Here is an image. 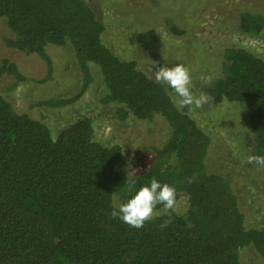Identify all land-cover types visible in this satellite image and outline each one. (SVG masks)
<instances>
[{
  "label": "trees",
  "instance_id": "1",
  "mask_svg": "<svg viewBox=\"0 0 264 264\" xmlns=\"http://www.w3.org/2000/svg\"><path fill=\"white\" fill-rule=\"evenodd\" d=\"M233 21L240 33L264 29L260 12L241 9ZM0 23L11 33L5 46L43 61L45 74L38 81L52 75L47 46L70 44L74 51L79 89L38 105L76 101L91 82L93 64L104 84L101 101L114 103L121 119L159 117L169 130L145 170L128 175L119 169L121 146L95 140L90 117L76 118L52 137L44 122L16 111L0 94V264H242L239 249L245 245L264 258V226H245L231 178L206 167L210 136L174 105L166 85L105 44L107 25L88 0H0ZM3 74L12 76V86L26 79L7 57L0 59ZM205 92L212 104L244 107L252 155H264V59L242 46L224 48L221 74ZM153 176L186 196L185 211L173 213L164 229L166 214L139 229L112 218L132 194L128 180L138 189Z\"/></svg>",
  "mask_w": 264,
  "mask_h": 264
},
{
  "label": "rangeland",
  "instance_id": "2",
  "mask_svg": "<svg viewBox=\"0 0 264 264\" xmlns=\"http://www.w3.org/2000/svg\"><path fill=\"white\" fill-rule=\"evenodd\" d=\"M100 20L106 23L103 41L123 58H133L155 78L159 67L187 66L192 75L194 95L206 94L207 84L221 74L222 51L228 46H242L264 59V29L258 35L240 33L233 24V14L241 9L264 14V0H88ZM171 25L183 28L181 35L171 32ZM11 33L0 23V59L16 63L26 79L12 86V76L0 75V94L16 111L26 112L44 122L52 137L80 116L92 120L94 139L105 146L119 144L122 159L119 169L125 174L139 173L151 163L154 148L161 146L169 130L159 117L151 121L131 115L121 119L114 103H103L104 84L97 67L90 65L92 79L86 91L73 103L62 107L38 105L37 101L68 96L76 92L82 74L70 44L47 46L53 60L50 78L43 61L4 45ZM173 97V90L167 87ZM173 99V98H172ZM185 109L210 136L206 155L209 171L231 178L244 214L245 226H264V166L247 163L252 155L251 133L244 107L238 102L208 100L200 109ZM246 136V137H245ZM116 198V197H115ZM117 204V199L114 200ZM186 196H177V212L185 211ZM242 264H264V258L251 245L239 249Z\"/></svg>",
  "mask_w": 264,
  "mask_h": 264
},
{
  "label": "clouds",
  "instance_id": "3",
  "mask_svg": "<svg viewBox=\"0 0 264 264\" xmlns=\"http://www.w3.org/2000/svg\"><path fill=\"white\" fill-rule=\"evenodd\" d=\"M155 80L173 90V103L178 109H200L208 103L209 97L206 94L194 95L191 71L184 64L159 67L155 71ZM246 162L264 166V155H249ZM194 180L195 176L189 178L188 182ZM128 191L132 194L111 212L112 218H118L129 227L137 229L164 214L167 219L160 224L161 229L173 222L172 214L177 210V188L174 185L162 183L153 176L148 184L138 189H135V181L128 180ZM158 206H162L163 211H157Z\"/></svg>",
  "mask_w": 264,
  "mask_h": 264
}]
</instances>
